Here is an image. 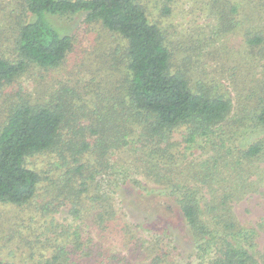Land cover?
<instances>
[{"label":"trees","instance_id":"trees-1","mask_svg":"<svg viewBox=\"0 0 264 264\" xmlns=\"http://www.w3.org/2000/svg\"><path fill=\"white\" fill-rule=\"evenodd\" d=\"M239 5H221L220 20L233 23ZM172 12V5L166 3L155 18L145 0H17L16 10L6 19L7 27H0V92H7L0 122V204L47 210L53 199L42 206L37 201L46 188L43 182L53 181L61 169L59 179L69 186L64 198L72 201L71 211L79 212L84 197L94 200L100 205L95 218L106 227L115 212L110 197L101 193L97 177L114 170L113 151L134 141V130L141 127L146 132L145 149L134 157L135 165L147 178L160 183L166 179L163 184L170 187L199 248L211 251V264H264V247L254 248L258 232L240 225L231 206L252 186L245 177L264 153V136L245 146L228 147L231 134L224 124H238L247 111L242 109L243 115L231 118V97L193 83L188 60H174L170 31L164 26V18ZM76 15L84 16L82 27L99 23L123 40L122 75L129 97V105H122L128 106L126 118L102 115L97 106L85 102L79 89L69 85L54 90L49 98L6 90L33 69L50 73L65 65L76 39L62 33L51 17ZM263 39L260 34L248 37L253 45ZM104 50L96 49L102 74L113 60L109 55L104 65ZM260 94L250 114L264 125V90ZM177 133L180 140L175 139ZM200 139L211 143L213 154L198 167L174 168ZM34 157L37 161H32ZM225 172L231 180L224 179ZM203 187L210 192L207 200ZM21 226L18 223L11 230L20 231ZM22 227L32 229L30 224ZM5 232L0 227V239L6 242ZM70 237L68 231L48 235L41 243L46 258L40 264L104 263L102 253L74 257L81 244L68 243ZM0 264L12 263L0 255Z\"/></svg>","mask_w":264,"mask_h":264},{"label":"rangeland","instance_id":"rangeland-1","mask_svg":"<svg viewBox=\"0 0 264 264\" xmlns=\"http://www.w3.org/2000/svg\"><path fill=\"white\" fill-rule=\"evenodd\" d=\"M145 1L155 18L164 4L172 5L173 12L164 18V26L170 31L172 48L176 52L174 60L177 63L188 60L186 65L193 83L205 84L214 94L229 95L231 118L243 115L242 109L247 111L245 120L238 124H224L231 134L228 147L245 146L264 136V125L258 124L250 114L264 90V39L254 45L248 41V37L255 34L264 35V0ZM225 3L240 4L233 23L220 20L218 9ZM16 6L17 0H0V27H7L6 19ZM83 18L82 15L51 17L62 33H70L76 39L65 65L50 73L33 69L6 90L15 92L19 89L32 98H49L54 90L69 85L77 91L79 89L85 102L91 107L97 106L102 115L107 113L111 117L126 118L128 106L124 108L122 105H129V97L122 75L123 40L107 32L99 23L82 27ZM98 47L105 48L102 53L104 65L107 57L113 56L103 74L102 66L96 63ZM111 47L116 50L110 52ZM6 96L5 90L0 92V122L7 107ZM144 133L141 127H136L134 141L113 151L110 163L114 170L97 177L101 193L110 197L115 212L106 227L95 218L100 205L94 200L84 197L79 212L71 211L72 201L64 198L69 186H64L65 181L59 179L63 173L59 169L53 175V181L43 182L46 188L37 200L42 206L53 199L49 210L0 204V227L7 235L6 242L0 239V255L6 256L12 264H40L46 258L41 244L46 237L68 231L71 237L67 242L72 241L75 246L81 244L74 256L77 259L92 252L96 257L102 253L103 264H211V251L199 248L170 187L163 184L166 179L160 183L147 178L140 166L135 165L134 157L145 149L142 145ZM175 139L180 140L181 134L177 133ZM210 144L198 140L192 149L186 150L188 156L183 157H186L184 161L174 168L198 167L213 154ZM32 161L37 160L34 157ZM223 175L224 179L231 180L227 172ZM245 180L252 186L231 206L240 225L258 232L254 248L259 251L264 247V153L255 161ZM231 182L232 185L233 180ZM216 186L220 188L218 184ZM202 189L207 200L210 192L206 187ZM18 223L32 225L40 236L31 228L22 226L20 231L11 230L16 229ZM52 224L54 230L48 231L46 227ZM75 235H79L77 242L74 241Z\"/></svg>","mask_w":264,"mask_h":264}]
</instances>
